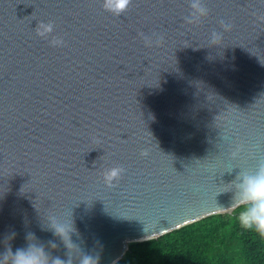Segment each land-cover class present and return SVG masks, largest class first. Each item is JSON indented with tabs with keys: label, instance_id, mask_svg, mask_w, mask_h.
<instances>
[{
	"label": "water",
	"instance_id": "obj_1",
	"mask_svg": "<svg viewBox=\"0 0 264 264\" xmlns=\"http://www.w3.org/2000/svg\"><path fill=\"white\" fill-rule=\"evenodd\" d=\"M262 164L264 0H0V264H115Z\"/></svg>",
	"mask_w": 264,
	"mask_h": 264
},
{
	"label": "trees",
	"instance_id": "obj_2",
	"mask_svg": "<svg viewBox=\"0 0 264 264\" xmlns=\"http://www.w3.org/2000/svg\"><path fill=\"white\" fill-rule=\"evenodd\" d=\"M238 210L131 243L115 264H264V235L241 227Z\"/></svg>",
	"mask_w": 264,
	"mask_h": 264
},
{
	"label": "clouds",
	"instance_id": "obj_3",
	"mask_svg": "<svg viewBox=\"0 0 264 264\" xmlns=\"http://www.w3.org/2000/svg\"><path fill=\"white\" fill-rule=\"evenodd\" d=\"M128 4L129 0H104V7L116 15L124 12ZM51 31V24L41 25V35ZM121 171L119 167L108 169L104 174L105 181L111 184L119 177ZM236 205L239 207L237 219L240 226L264 235V164L255 173L243 176L239 184ZM58 230L63 232V226H59ZM8 252L11 253V264H48L43 249L33 245L17 248L15 253L8 249ZM5 258L7 259V255ZM51 264H65V262L57 257ZM80 264H96V262L90 255H85Z\"/></svg>",
	"mask_w": 264,
	"mask_h": 264
}]
</instances>
